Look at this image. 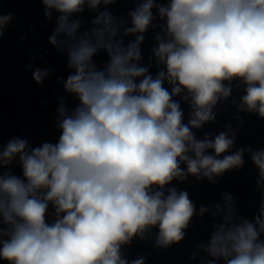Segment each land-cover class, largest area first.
Segmentation results:
<instances>
[{"label": "clouds", "instance_id": "9594fccd", "mask_svg": "<svg viewBox=\"0 0 264 264\" xmlns=\"http://www.w3.org/2000/svg\"><path fill=\"white\" fill-rule=\"evenodd\" d=\"M117 2L40 0L49 23L56 13L47 42L67 58L69 74L58 83L76 103L69 108L58 97L55 142L0 141V264H146L144 255L128 259L124 246L158 230L153 247L168 249L206 214L216 222L190 260L204 254L205 264H264V148L236 147L245 123L239 114L236 127L229 123L203 138L193 131L216 123L214 108L234 88L244 93L239 103L232 100L237 113L264 120V0H132L120 18L109 10ZM86 9L95 13L87 27ZM157 16L166 26L159 25L163 35L156 33L152 51L164 70L153 77L140 63L141 44ZM14 19L0 8V41ZM101 52L107 59L98 66ZM29 53L26 69L42 87L54 69L34 64L47 50ZM185 92L187 123L173 99ZM246 155L260 195L251 218L239 214L227 191L222 203L197 209L188 191L173 184L191 176L217 185L244 167Z\"/></svg>", "mask_w": 264, "mask_h": 264}]
</instances>
